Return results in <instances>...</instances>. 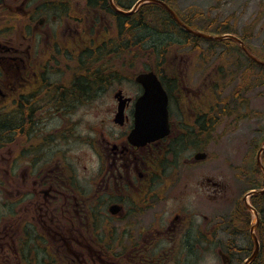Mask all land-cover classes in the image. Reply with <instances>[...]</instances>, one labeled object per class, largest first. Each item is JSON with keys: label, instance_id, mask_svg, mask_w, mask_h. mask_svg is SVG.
I'll use <instances>...</instances> for the list:
<instances>
[{"label": "flooded vegetation", "instance_id": "af4514ba", "mask_svg": "<svg viewBox=\"0 0 264 264\" xmlns=\"http://www.w3.org/2000/svg\"><path fill=\"white\" fill-rule=\"evenodd\" d=\"M186 1L178 0L179 30L204 32L193 11L183 7ZM91 2L0 0V264H179L181 256L194 258L199 250L213 253L218 242L213 232L219 226L207 217L199 224L190 212L178 211V195L168 215L170 140L145 146L129 140L143 88L136 83L131 56L104 58L102 48L126 45L130 51L133 21L119 24L117 12L100 9L104 0ZM225 2L228 11L234 10L232 0ZM237 15L243 21L228 16L225 32L252 56L264 57L263 42L258 49L251 47L264 33V6L249 23L242 9ZM123 28L126 42L118 36ZM227 44L237 48V59L253 63L240 43ZM71 47L77 60L71 58ZM71 61L78 63L79 72H71ZM196 100L192 96L191 106ZM120 107L124 116L118 123ZM91 115L93 121H87ZM170 125L178 149V99ZM88 126L96 133L92 152L85 139ZM245 164L242 183L250 177L259 187L261 170ZM252 198L260 216L255 264H264V194ZM234 211L231 225L240 244L248 215L239 204ZM220 231L227 232L222 226ZM233 233H226L228 239L218 249L225 264L238 246L231 242ZM238 247L248 251L246 241Z\"/></svg>", "mask_w": 264, "mask_h": 264}, {"label": "rangeland", "instance_id": "374dc122", "mask_svg": "<svg viewBox=\"0 0 264 264\" xmlns=\"http://www.w3.org/2000/svg\"><path fill=\"white\" fill-rule=\"evenodd\" d=\"M170 2L177 11L181 9V3H178V0ZM263 6L264 0H232L231 8L234 10L228 11L225 0H188L183 7L187 9L186 11H193L192 15L198 17L196 19L197 27L205 29L204 32L208 33L225 29L226 19L231 15L235 16L236 23L237 20L242 22L243 19L237 15L239 9L243 10L247 18L246 23H249L254 18L256 11L261 10ZM201 16L202 18H200ZM140 38L146 43V47L165 48L172 42L174 45L177 43L175 47L173 45L172 48H169L168 57H170L171 63L169 72L178 74L177 84L179 83V86L177 90L180 87L184 94L198 98L196 107H190L191 97L185 101L187 106L184 107L180 102L179 95L177 97V90L173 91V100L177 101L178 99V133L183 126L194 128L199 123L198 127L201 128V125H204V130L200 129V133L197 135L199 139L196 140V142L200 140L202 149L186 151L180 166L169 168L166 174L167 178L170 177V182L167 180L165 186L167 194L165 207L168 210V215L174 211L176 207L174 197L178 195V211L190 212L193 219L199 224L203 223L204 218L207 217L215 225L223 221L222 225L224 224L226 227L231 213L233 212L232 215L237 216L234 211L237 204L245 208L244 188L246 187L248 190L254 181L247 177L246 183H242L240 168H242L241 170L245 169V162L256 161L255 147L258 146L259 149L264 143V69L255 68L252 77L257 78L255 80L248 77L252 75L249 72L244 75L246 81H252L246 82V87L250 83L245 91L246 97L237 96L236 98L231 96V90L234 88L237 90L240 87L243 73L237 71V75H235V70L247 65L243 60L236 58L229 46L225 48V45H221V43L214 45L206 43L205 40L193 42L191 37H186L171 26H168L167 29L143 33ZM256 39L257 42L251 44L252 49H258V44L261 42L264 46V33L258 34ZM191 42L192 44H189ZM75 52L71 47V58L77 59ZM69 64L72 73L79 72L76 61H71ZM143 68H145L143 64L136 67L137 70ZM136 69L134 68L135 73ZM255 81L258 82L256 86ZM256 87L258 88L255 89ZM216 88L217 93H213L212 91H215ZM100 115L102 118L107 116L105 113ZM90 120L93 121L92 115L87 117V121ZM95 137L96 133L88 126L85 137L86 143H88L87 151L92 152L90 145L95 141ZM203 150L208 153L206 161L197 164L186 163L187 159L193 160L197 151ZM87 166L88 169L92 168L90 164ZM212 182L221 184V187L215 189ZM249 213H247L250 221L248 227L251 228L255 224L256 217L253 213ZM250 228L246 229L244 233L242 232L241 246L247 241V237L252 239ZM227 232L233 233L230 229H227ZM227 232H217L216 246L220 247L216 248L215 246L213 253L205 254L199 250L195 259L181 256L179 264H225L218 249L228 239L230 233L228 235ZM222 233L223 235H221ZM235 234L233 233V238L231 237V242L234 244L235 238L239 237V233L236 236ZM256 235H260L257 230ZM240 244L238 240L236 245ZM230 263L229 261L228 264Z\"/></svg>", "mask_w": 264, "mask_h": 264}, {"label": "water", "instance_id": "95a60500", "mask_svg": "<svg viewBox=\"0 0 264 264\" xmlns=\"http://www.w3.org/2000/svg\"><path fill=\"white\" fill-rule=\"evenodd\" d=\"M145 1L157 2L162 5L178 22V17L175 13L168 8L164 3L157 0H141L136 6L135 9L139 7ZM110 3L114 9L117 8L113 5L112 0ZM198 36H203L205 38H212L196 33ZM227 37H216V40H223ZM264 64V63H261ZM144 88L143 96L137 101L135 109V129L130 136V141L137 146H144L147 143L160 140L169 135V114H168V96L163 89L158 78L153 74H142L136 79ZM123 112L120 109L119 114L117 115V122H121ZM264 151V148L259 152V154ZM197 160H205V154H198L195 157ZM115 208L111 209V212H114ZM254 229V228H253ZM256 241V239H255ZM259 250L258 243L256 241V251L253 256L245 263L250 264L255 257L257 256Z\"/></svg>", "mask_w": 264, "mask_h": 264}, {"label": "trees", "instance_id": "16d2710c", "mask_svg": "<svg viewBox=\"0 0 264 264\" xmlns=\"http://www.w3.org/2000/svg\"><path fill=\"white\" fill-rule=\"evenodd\" d=\"M92 4L91 0H89ZM106 2V0H104ZM95 3V1H94ZM102 9H105L106 6H102ZM127 21V20H125ZM130 21V20H128ZM168 26L173 27L174 29L178 30V26L172 21L169 15L158 5L156 4H147L143 6L140 11L139 15L134 17V31H133V55L135 60L143 59L145 62V66L149 70H154L164 82L175 83V79L166 75L165 71L163 70V65L168 63V53L170 51L169 48H172L174 43L172 42L167 47H146V43L140 38V35L143 33H147L149 31H157L163 30L164 28L167 29ZM119 35L124 36L126 39L128 38V31L127 29L123 28V30L119 33ZM173 36V35H172ZM177 44V43H176ZM174 45V47L176 46ZM125 51H127V46H124ZM157 61V62H154ZM250 84V83H249ZM247 88V87H246ZM166 89L170 94L172 89L170 86L166 85ZM237 98V97H236ZM235 99V98H234ZM205 118V117H204ZM192 129V130H191ZM188 132H190L186 139L179 138L178 139V156L179 154L190 150V149H198L201 147L200 140L197 135L200 133V129L204 130L203 124L202 127L199 128L198 125L196 127L191 128ZM199 130V131H198ZM170 147L172 148V152L174 157L177 154V146L176 142L172 141L170 143ZM169 168L168 166L165 169ZM255 264V263H254Z\"/></svg>", "mask_w": 264, "mask_h": 264}]
</instances>
